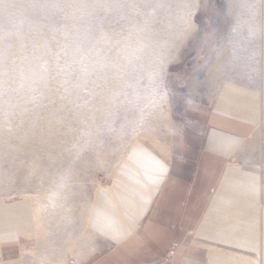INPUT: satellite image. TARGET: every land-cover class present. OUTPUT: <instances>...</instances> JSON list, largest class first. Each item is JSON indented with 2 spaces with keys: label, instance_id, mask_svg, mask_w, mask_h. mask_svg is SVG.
<instances>
[{
  "label": "rangeland",
  "instance_id": "1",
  "mask_svg": "<svg viewBox=\"0 0 264 264\" xmlns=\"http://www.w3.org/2000/svg\"><path fill=\"white\" fill-rule=\"evenodd\" d=\"M260 8L261 0H0V196H24L33 210L50 203L47 234L68 253L63 264L111 263L110 246L83 221L133 142L165 146L188 174L197 107L224 79L249 81L259 68ZM193 236L179 229L148 263L198 264L172 255L192 248ZM39 250L35 262L46 264L49 250Z\"/></svg>",
  "mask_w": 264,
  "mask_h": 264
},
{
  "label": "crops",
  "instance_id": "2",
  "mask_svg": "<svg viewBox=\"0 0 264 264\" xmlns=\"http://www.w3.org/2000/svg\"><path fill=\"white\" fill-rule=\"evenodd\" d=\"M260 18L259 68L249 81L224 79L209 106L197 107L187 175L167 150L141 140L127 149L87 225L111 248V263L95 264H149L169 250L179 229L195 241L176 249L175 260L189 254L198 264H264V0ZM34 220L24 196H0V264L38 261ZM46 236L60 254L47 230Z\"/></svg>",
  "mask_w": 264,
  "mask_h": 264
},
{
  "label": "bare ground",
  "instance_id": "3",
  "mask_svg": "<svg viewBox=\"0 0 264 264\" xmlns=\"http://www.w3.org/2000/svg\"><path fill=\"white\" fill-rule=\"evenodd\" d=\"M158 148L162 151L166 150L165 146H158ZM49 206H50V203H45V202L41 201V202H39L38 206H36L34 208V218H35V220H34L35 226L34 227H35V229H34L33 236L37 240L39 247H41L43 250H47V249L49 250V253H48V250L46 251L49 254V256L46 258V260L43 259L44 261H47V262H45L46 264H63L65 262L64 261L65 255L61 254V253L56 254L54 249L51 248L49 238L46 236L47 226L50 224L49 223L50 220L49 221L47 220V217H48L47 214L49 213V210H50ZM96 206H97L96 204L93 205L90 208V210L88 211V213L86 214L85 219L83 221V227H84V225H86V227H87V225L90 223V221L94 215ZM91 233L94 234L93 232H91ZM93 251H94V249H90V250L86 251L84 254H82L80 256L77 255L78 257L77 256L76 257L78 260L84 259L86 256H88V254H90ZM173 253H174V251L172 252V255H173ZM38 261H40V259Z\"/></svg>",
  "mask_w": 264,
  "mask_h": 264
}]
</instances>
